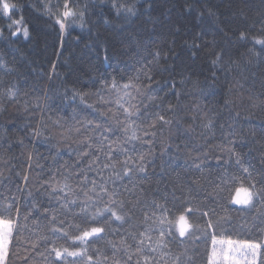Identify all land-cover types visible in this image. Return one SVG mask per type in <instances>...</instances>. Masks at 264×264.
I'll return each instance as SVG.
<instances>
[{
    "label": "trees",
    "instance_id": "trees-1",
    "mask_svg": "<svg viewBox=\"0 0 264 264\" xmlns=\"http://www.w3.org/2000/svg\"><path fill=\"white\" fill-rule=\"evenodd\" d=\"M15 2L20 10L13 18L23 17L29 36H11L10 21L0 19V58L7 66L0 69V105L4 109L0 111V199L14 198L20 208V223L27 225L22 240L36 241L47 223L43 209L59 206L49 194V183L62 181L75 170L76 154L63 145L53 147L60 133L84 120L108 121L115 128L112 114L121 120L124 117L117 113V93L105 88L104 82L110 84L115 78L121 85L127 83L153 59L157 48L162 59L152 74L159 83L152 88L163 91L154 93L157 98L147 111L166 110L171 104L173 111H165V115L172 123L162 134L157 130L147 174L138 173L132 181L113 177L114 186L124 192L125 186L131 189L135 183L144 189L146 199L166 198L169 202L173 194H183L179 190L183 187L191 189L194 203L203 201L217 212L223 204L237 224L248 219L247 212L237 211L240 206L228 205L209 193L222 176L240 171L228 148L241 155L244 166L260 167L262 149L256 141L264 138V52L251 37L261 35L264 0H150L151 8L145 0H128L138 8L137 15L130 18L117 17L109 0L103 6L100 0H68L77 11L85 4L87 10L83 22L79 15L69 17L63 31L56 17L64 10L65 0ZM45 3L53 6L55 15L43 11ZM241 31L249 38L239 39ZM217 53L222 58L214 66ZM9 88L18 89L14 100L7 95ZM74 89L87 93L83 102L79 96L73 99ZM97 93L109 103L101 101ZM109 108V115L102 116ZM209 120L212 126L205 128ZM34 128L44 135L33 136ZM133 145L136 152L131 151ZM127 148L129 155L150 150L140 142ZM100 161L105 162L103 155ZM88 177L99 180L96 171H89ZM70 182L82 197L79 180L72 176ZM25 214L29 219L24 220ZM241 235L248 233L244 230ZM45 247L43 241L34 250L30 243L21 242L13 249L9 264H25V256L31 264H46ZM200 255L203 257V248ZM199 264H204L203 259Z\"/></svg>",
    "mask_w": 264,
    "mask_h": 264
},
{
    "label": "snow or ice",
    "instance_id": "snow-or-ice-1",
    "mask_svg": "<svg viewBox=\"0 0 264 264\" xmlns=\"http://www.w3.org/2000/svg\"><path fill=\"white\" fill-rule=\"evenodd\" d=\"M109 3L117 17L130 18L138 13L135 2L109 0ZM145 3L151 8L150 0H145ZM100 4L103 6L104 0H100ZM52 8L50 3L43 4V11L49 16L55 15ZM63 9L61 15L56 17L61 31L66 28L69 17L79 15L83 22L87 4L77 11L65 0ZM19 10L20 5L15 0H0V19L6 17L10 21L8 30L11 36L22 34L28 38L29 31L23 26V17L13 18ZM208 14L214 15L211 9H208ZM2 33L3 29L0 28V35ZM260 33L251 39L264 52V26ZM248 38L247 32L239 33V39ZM152 56L153 59L142 65L137 75L127 83L121 85L115 78L110 84L104 82L105 88L117 93V113H122L124 117L121 120L116 113L112 114L115 128L108 121L84 120L77 122L78 127L60 133L53 147H67L76 154L77 161L70 175H65L62 181L49 183V194L58 200L59 206L43 209L47 214V223L41 228L36 241L22 240L27 225L20 223V208L16 206L14 198L11 201L7 197L0 199V264H9L11 256L15 254L13 249L21 242L30 243L34 250L39 241L46 246V264H199L201 259L204 264H264V138L256 141L262 149L258 157L259 168L251 164L244 166L241 155L228 148L230 158L235 157L240 171L222 176L220 183L213 185L209 193L228 205L240 206L237 211L247 212L248 219L241 224L233 221L223 204L220 205L221 212H217L203 201L194 203L196 198L191 195V189L180 187L183 194H173L169 202L166 198L163 201L146 199L144 189L135 183L131 189L125 186L124 192L114 186L113 177H128L132 181L138 173L147 174L149 157L153 154L151 145L157 130L162 134L164 127L172 123L165 115V111H173L171 104L166 110L147 111L149 103L157 98L154 93L163 91L162 88H152L153 83H159L152 74L153 67L159 65L162 59L159 48L153 51ZM163 58H166V54H163ZM221 58V54L217 53L212 64L218 65ZM5 68L6 63L0 58V69ZM7 95L14 100L18 89L9 88ZM97 95L101 101L109 103L104 101L102 95ZM76 96L83 102L87 93L74 89L73 99ZM35 107L39 109V103ZM3 110L0 105V111ZM110 112L109 108L101 115L108 116ZM211 126V120L204 125L205 128ZM117 131L119 136L115 135ZM32 135L41 137L44 133L34 128ZM145 137L151 139L145 140ZM47 142L50 143V139ZM133 142L148 144L150 150L129 155L127 145ZM131 151L136 152L135 145ZM101 155L105 157L103 164ZM121 155L125 157L123 160L118 159ZM28 159H32L31 153ZM85 160L86 165L81 167ZM105 170H109L107 177ZM89 171H96L99 180L89 179ZM72 176L79 180L77 187L82 197L77 195L70 182ZM23 179L27 182L28 177L24 176ZM110 183L112 187H109ZM58 193L62 195L58 196ZM27 219L29 216L25 214L24 220ZM115 222L118 224L113 227ZM244 230L248 235H241ZM201 248L203 257L200 255ZM23 259L25 264H31L27 256Z\"/></svg>",
    "mask_w": 264,
    "mask_h": 264
}]
</instances>
